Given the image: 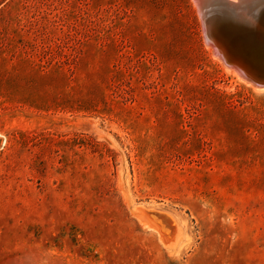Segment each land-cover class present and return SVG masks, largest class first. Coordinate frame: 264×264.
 <instances>
[{"label":"rangeland","instance_id":"374dc122","mask_svg":"<svg viewBox=\"0 0 264 264\" xmlns=\"http://www.w3.org/2000/svg\"><path fill=\"white\" fill-rule=\"evenodd\" d=\"M195 1L0 0V264H264V92Z\"/></svg>","mask_w":264,"mask_h":264},{"label":"water","instance_id":"95a60500","mask_svg":"<svg viewBox=\"0 0 264 264\" xmlns=\"http://www.w3.org/2000/svg\"><path fill=\"white\" fill-rule=\"evenodd\" d=\"M250 1L251 0L241 1V5L237 7L227 0H203V4H206V6L203 5L204 11L202 12V18H205L208 15L207 13L210 12L211 9H215L218 5L222 13L228 17L229 21L231 22L232 20L231 24L234 25L236 29L240 27V32L245 31L252 34L249 40L243 42V39L238 38V34L233 32L232 36L235 41H231L232 44H230V47H227L223 44L222 41L224 40L222 37L210 32V24L209 21L206 20V25L204 26V40L207 46L212 49L214 56L218 57L225 66L233 69L240 77L256 88H264V45L257 48L258 36L255 37V35H258L260 32H264V4L260 2L262 0H253V3H250ZM249 5H251L250 9L254 11L250 18L253 24L249 20H247V22L244 20L242 21L243 23L239 22L238 19L240 16L238 15L240 13V6L246 8ZM237 38L239 40H237ZM235 46H237L236 49Z\"/></svg>","mask_w":264,"mask_h":264},{"label":"bare ground","instance_id":"6f19581e","mask_svg":"<svg viewBox=\"0 0 264 264\" xmlns=\"http://www.w3.org/2000/svg\"><path fill=\"white\" fill-rule=\"evenodd\" d=\"M207 1V0H206ZM229 3H231L232 5H236L237 7L239 6V5H241V1H243L244 2V0H236V1H230V0H227ZM195 2H197V5H198V9H199V15L201 16V19H202V23H203V30H204V26L206 25V20H208L209 21V24H210V28H209V30H210V32H212L214 35H217V36H220V37H222L223 38V40L224 41H222L223 42V44L224 45H226L227 47H230V44H232V42L233 41H235L234 40V38H233V36H232V34H233V32L234 33H236V34H238V38H240V39H243V42L244 41H246V40H249L251 37L250 36H252V34H250V33H247V32H240V27H239V29H236L235 27H234V25H232L231 23H232V20H231V22L229 21V19H228V17L227 16H225V14L224 13H222V11L220 10V6H218L217 5V7L215 8V9H211V11L210 12H208L207 14V16L205 17V18H202V12L204 11V9H203V0H196ZM262 4H264V0H262V1H260ZM250 3H253V0H251L250 1ZM249 3V4H250ZM246 4V3H245ZM204 6H206V4L204 5ZM244 6H246V5H244ZM244 6H240L241 8H242V10H241V8H240V13H239V15L238 16H240V18L238 19L239 20V22H241V23H243L242 21H246L247 22V20H249L252 24H253V22L251 21V14L253 15V13L252 12H254V11H252L251 9H250V6L251 5H249V6H247L246 8H243ZM203 9V10H202ZM205 9H206V7H205ZM224 14V15H223ZM204 17V16H203ZM238 22V23H239ZM246 22H244V23H246ZM240 23V24H241ZM211 24H213V25H211ZM232 29V30H231ZM259 29H261V28H259ZM231 32H230V31ZM228 32H230V33H228ZM258 36V43H257V48L259 47V46H262V45H264V43H263V41H264V32H260L258 35H255V37H257ZM237 38V40H239ZM232 41V42H231ZM222 44V43H221ZM236 47L237 46H235V49H236ZM251 47V46H250ZM228 67V66H227ZM229 68V67H228ZM260 68V67H259ZM231 69V68H230ZM238 77V76H237ZM238 79L242 82V83H244L239 77H238ZM246 83V82H245ZM254 91H257V92H264V89L262 88V90H260L259 88H253V86L251 87ZM151 217L152 218H155V219H157V220H159V221H165L166 220V218H164V217H162V216H160V215H154V214H151Z\"/></svg>","mask_w":264,"mask_h":264}]
</instances>
